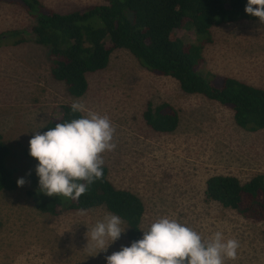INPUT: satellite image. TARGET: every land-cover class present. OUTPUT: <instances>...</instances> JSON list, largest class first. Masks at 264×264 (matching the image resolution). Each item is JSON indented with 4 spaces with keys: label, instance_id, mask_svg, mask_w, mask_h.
<instances>
[{
    "label": "rangeland",
    "instance_id": "rangeland-1",
    "mask_svg": "<svg viewBox=\"0 0 264 264\" xmlns=\"http://www.w3.org/2000/svg\"><path fill=\"white\" fill-rule=\"evenodd\" d=\"M40 1L58 13L104 3ZM35 24L20 6L0 2V33L31 31ZM177 33L185 44L196 42L192 29ZM211 36L203 50L201 73L264 89V24L258 20L218 25ZM87 78L88 92L73 98L65 84L52 77L47 48L33 41L0 47V137L12 150L6 166L17 180L30 173L23 187L0 193V264H107V256L132 244L122 221L125 231L106 252L86 249L87 232L109 211L58 208L52 216L39 211L29 194L46 196L39 192V162L24 150H30L35 132L62 116L63 106L77 101L107 116L115 128L116 147L103 154V166L116 188L143 201L142 230L168 216L196 230L205 241L217 231L225 240H238L237 258L225 264H264V222L246 219L207 200L205 194L211 177L233 176L246 183L264 174V130L240 128L233 110L201 95L185 94L175 79L150 73L127 50L114 51L108 67ZM149 103L154 109L169 104L178 111L175 132L157 133L147 125L144 113Z\"/></svg>",
    "mask_w": 264,
    "mask_h": 264
},
{
    "label": "trees",
    "instance_id": "trees-1",
    "mask_svg": "<svg viewBox=\"0 0 264 264\" xmlns=\"http://www.w3.org/2000/svg\"><path fill=\"white\" fill-rule=\"evenodd\" d=\"M69 13H58L40 0H0L20 6L35 21L31 31L13 30L0 33V47L19 46L33 41L48 50L52 77L66 86L73 98L89 90L87 76L106 69L116 50L129 51L150 73L175 79L189 95H201L228 107L236 124L248 131L264 130V89L232 77L201 73L203 50L212 42L213 27L239 21H258L248 15V0H102ZM192 29L196 42L185 44L177 31ZM62 116L50 121L43 134L58 123L80 118L71 106H63ZM147 125L157 133H173L179 125V113L169 104L144 113ZM11 144L0 137V193L16 191L19 186L7 168ZM27 156L30 150H24ZM103 166L102 179L88 186L78 200L58 196L46 197L30 192L36 208L56 216L64 211H91L105 208L127 226L130 243L143 238L142 220L145 205L136 194L120 190L110 181ZM23 179H30L27 175ZM206 198L255 222H264V174L241 183L233 176H214L206 182Z\"/></svg>",
    "mask_w": 264,
    "mask_h": 264
},
{
    "label": "clouds",
    "instance_id": "clouds-1",
    "mask_svg": "<svg viewBox=\"0 0 264 264\" xmlns=\"http://www.w3.org/2000/svg\"><path fill=\"white\" fill-rule=\"evenodd\" d=\"M245 12L264 24V0H248ZM71 109L85 115L58 123L43 134L35 132L29 143L31 157L39 162V192L78 200L88 186L102 179L103 154L115 150L116 130L107 116L87 109L81 102H74ZM25 183L23 178L17 181L19 187ZM121 224L119 216L106 215L88 228L86 249L106 252L125 231ZM141 231L142 239L107 256V264H225L226 260L237 258L240 247L236 239L225 240L221 231L205 241L196 230L168 216L158 218Z\"/></svg>",
    "mask_w": 264,
    "mask_h": 264
},
{
    "label": "crops",
    "instance_id": "crops-1",
    "mask_svg": "<svg viewBox=\"0 0 264 264\" xmlns=\"http://www.w3.org/2000/svg\"><path fill=\"white\" fill-rule=\"evenodd\" d=\"M236 79V78H235ZM238 80V79H237ZM240 81V80H239ZM245 83V82H244ZM247 84V83H246ZM249 85V84H248ZM252 86V85H251ZM82 98V97H81ZM78 99V98H77Z\"/></svg>",
    "mask_w": 264,
    "mask_h": 264
}]
</instances>
